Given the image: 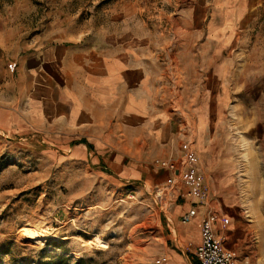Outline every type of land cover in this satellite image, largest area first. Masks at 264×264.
Wrapping results in <instances>:
<instances>
[{
  "label": "crops",
  "instance_id": "1",
  "mask_svg": "<svg viewBox=\"0 0 264 264\" xmlns=\"http://www.w3.org/2000/svg\"><path fill=\"white\" fill-rule=\"evenodd\" d=\"M234 10L218 20L214 12L205 34L192 27L162 35L125 25L88 27L42 46L28 59L22 86L0 107V134L47 156L59 155L96 178L130 188L172 189L184 200L172 208L170 222L193 251L200 240V218L211 211L206 203H216L215 233L235 253L236 264H264V231L259 238L249 235L241 217L246 210L264 212V122L249 120L260 136L255 146L249 140L247 163L240 151L243 142L225 136V70L219 66L230 44ZM203 34L197 51L206 66L213 62L207 80L215 87H208L195 106L182 104L176 115L160 95L169 66L161 57L193 52L194 38ZM177 35L182 37L179 47ZM239 95L253 99L250 93ZM244 105L241 115H256V106ZM156 161L180 165L179 173L160 169ZM202 197H207L205 206L196 205ZM191 209L196 215L183 224L181 217ZM259 227L264 221L252 225Z\"/></svg>",
  "mask_w": 264,
  "mask_h": 264
},
{
  "label": "rangeland",
  "instance_id": "2",
  "mask_svg": "<svg viewBox=\"0 0 264 264\" xmlns=\"http://www.w3.org/2000/svg\"><path fill=\"white\" fill-rule=\"evenodd\" d=\"M228 10H234L232 36L219 66L225 70V136L243 142L247 163L249 140L255 146L260 136L249 120L264 122V0H0V107L22 86L28 59L64 35L124 25L144 28V34L180 27L205 34L214 12L218 20ZM204 34L194 38L193 52L161 57L169 66L160 95L176 115L182 104L195 106L214 86L207 80L213 62L206 66L197 51ZM181 38L176 36L178 47ZM239 93L253 99L242 100ZM245 102L256 106L255 116L240 114ZM202 198L196 205L205 206ZM183 200L161 186L130 188L96 178L59 155L0 134V264H198L193 246L179 240L170 222L172 208ZM206 204L216 211V203ZM241 217L249 235L259 238L264 228L252 225L264 221V212L246 210ZM35 228L41 237L31 236Z\"/></svg>",
  "mask_w": 264,
  "mask_h": 264
},
{
  "label": "built area",
  "instance_id": "3",
  "mask_svg": "<svg viewBox=\"0 0 264 264\" xmlns=\"http://www.w3.org/2000/svg\"><path fill=\"white\" fill-rule=\"evenodd\" d=\"M162 170H168L174 174L179 173L180 165L156 161L154 163ZM196 215L195 209H191L181 217V222L186 224ZM217 216L212 211H206L199 222V244L193 251V256L198 264H236V255L233 251L223 247V241L215 233Z\"/></svg>",
  "mask_w": 264,
  "mask_h": 264
},
{
  "label": "bare ground",
  "instance_id": "4",
  "mask_svg": "<svg viewBox=\"0 0 264 264\" xmlns=\"http://www.w3.org/2000/svg\"><path fill=\"white\" fill-rule=\"evenodd\" d=\"M36 229V228H35ZM33 230V229H32ZM29 234V233H28ZM41 232H40V229H36V230H34L32 233H31V236L32 237H41ZM97 240V243L100 245L101 244V242H99V240L98 239H96Z\"/></svg>",
  "mask_w": 264,
  "mask_h": 264
}]
</instances>
